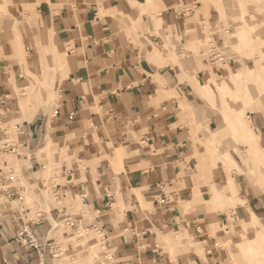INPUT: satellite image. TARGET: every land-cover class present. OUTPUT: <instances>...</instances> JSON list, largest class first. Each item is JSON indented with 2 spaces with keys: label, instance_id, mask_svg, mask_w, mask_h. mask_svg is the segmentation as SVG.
Masks as SVG:
<instances>
[{
  "label": "crops",
  "instance_id": "1",
  "mask_svg": "<svg viewBox=\"0 0 264 264\" xmlns=\"http://www.w3.org/2000/svg\"><path fill=\"white\" fill-rule=\"evenodd\" d=\"M181 1L99 0L71 5L68 0H14L7 10L0 5V15L15 18H2L7 23L4 34L13 35L9 32L15 29L18 35L12 40L14 54L2 50L0 99L6 102L14 94L8 85L11 72L17 86L18 76L20 80L22 75L29 78V84L19 90L31 85L35 88L44 77L55 81L59 89L54 115L26 126L22 147L44 140L42 150H60L58 167L66 165V161L60 162L65 149L73 159V169L65 170L57 185L63 205L52 207L49 215L32 224L30 232L24 230L38 238L42 245L39 252L20 243L26 225L23 213L16 214L18 225L0 219V264H39L40 258L50 261L54 251L47 245L59 240L53 223H61L57 219L69 214L65 201L76 205L80 196L87 221H95L107 232L110 245L106 248L114 264H176L160 243L167 236L185 232L205 238L210 248L208 264H232L224 249L217 247L218 237L210 236L215 223L204 215L196 218L185 213L186 204L194 205L198 191L185 169L189 138L179 109L180 104L184 107L191 101L193 77L186 76L179 64H171L168 55H161L163 34H156L160 26L173 35L181 31L186 15L177 14L173 8ZM24 11L28 14L26 26L37 29L26 34L29 37L21 25ZM129 18L141 21V29L131 36ZM25 40L37 44L32 56L37 72L32 71L25 55ZM44 49L54 56L55 65L42 58ZM10 57L20 58L22 66ZM25 64L34 75L25 71ZM195 65L197 69L198 63ZM55 67L61 68L58 76L52 74ZM214 68L218 71L217 66ZM224 69L230 72L229 66ZM197 76L203 79L206 73L199 70ZM40 153L31 152L25 160L26 169L42 165L37 160ZM9 164L18 166L23 175L24 167L17 161L3 162L4 166ZM47 169L38 171L32 182L24 180L33 194L35 187L47 193ZM226 186L224 195L227 188L231 189L230 182ZM218 194L216 191L214 196ZM214 196L211 201L217 202ZM237 200L248 209L247 219L252 214L258 220L264 216V198L262 202L249 192ZM177 257L178 264H205L187 245L180 248ZM166 259L169 261L164 263Z\"/></svg>",
  "mask_w": 264,
  "mask_h": 264
},
{
  "label": "rangeland",
  "instance_id": "2",
  "mask_svg": "<svg viewBox=\"0 0 264 264\" xmlns=\"http://www.w3.org/2000/svg\"><path fill=\"white\" fill-rule=\"evenodd\" d=\"M3 1L0 5L4 10L15 3L14 0ZM68 1L74 5L77 1L89 4L99 0ZM173 8L177 14L186 15L181 31L173 35L171 31L164 30L165 26H160L156 34H163L161 55H168L171 64H179L186 76L193 77L191 101L184 107L180 104L179 109L182 126L189 138V152L184 154L185 169L192 186L198 191L194 205L186 204L185 213L196 218L204 215L215 223L210 236L218 237L217 247L224 249L232 264H264V216L258 215L259 226L251 230L252 222L245 224L243 220L248 218L246 207L237 200L249 192L259 196L262 202L264 198V0H182ZM3 17L15 21L10 15H0V58L4 56L3 49L15 53L12 40L18 37L15 29L9 32L13 33L12 37L4 34L7 23ZM20 18L26 37L33 31L36 33L35 27L28 28L25 24V19H28L26 11ZM140 22L129 18L130 36L141 29ZM22 45L30 68L37 72L32 60L36 42L25 40ZM43 55L47 63L55 65L50 51L44 49ZM221 58L224 62L218 63L220 68L217 71L214 67ZM10 59L22 66L20 58ZM226 66L230 67L229 73L224 71ZM59 69L55 67L52 74L58 76ZM199 70L205 71V78L197 76ZM9 75L12 81H8V85L14 94L6 102L0 99V219L5 222L9 219L18 225L16 214L20 211L26 223L25 229L20 230L30 232L32 224L49 215L52 207L63 205L61 201L64 199L58 197L62 192L57 191V185L61 183L63 172L73 169V159L69 149H65L60 162L66 161V165L58 167L60 150H42L44 140L31 143L28 148L22 147L25 127L40 118H52L54 115L59 89L55 81L44 77L43 83H37L35 88L31 85L29 89L19 90V87L29 84V78L21 72L23 78L20 80L17 74V86L15 74L11 72ZM24 100L28 103L23 106ZM32 151L41 152V158L37 160L42 165L28 170L25 160H29ZM183 159H179L177 164ZM4 161H17L24 167L23 175L18 166H4ZM47 167V193L35 187L33 194L25 182L35 180L37 172L42 173ZM228 181L231 189L235 190L227 188L228 194L224 195ZM216 191L219 194L214 196ZM27 192L32 196L30 202L26 201ZM213 196L217 202L211 201ZM67 202L64 206L69 214H61L62 217L57 219L61 223L54 225L53 233L59 240L52 254L53 261L49 263L114 264L112 254L106 248L110 245L107 232L95 221H87L83 214L86 210L82 207V196L77 198V206ZM120 206L122 208L123 204ZM142 207L147 208L145 205ZM173 235L160 243L172 262L178 264L180 248L187 245L208 264L206 254L210 248L205 238H195L186 232ZM168 261L166 259L164 263Z\"/></svg>",
  "mask_w": 264,
  "mask_h": 264
},
{
  "label": "built area",
  "instance_id": "3",
  "mask_svg": "<svg viewBox=\"0 0 264 264\" xmlns=\"http://www.w3.org/2000/svg\"><path fill=\"white\" fill-rule=\"evenodd\" d=\"M220 58V57H219ZM216 58H213V61H215ZM223 63V59H219L218 62H216L217 64H215V66H217L218 68H220V66L218 65V63ZM58 191V189H57ZM58 197L60 198L61 197V194L58 195ZM19 240H20V243L23 247H30V248H33L34 250L36 251H40V249L42 248V245H39L38 244V238L34 235V234H31V233H27V232H23L20 237H19ZM50 250H55L56 248V244H48L47 245ZM114 259V257L112 258V260ZM50 261H53V259H51ZM39 264H50L49 261L47 260H43L42 258H40V262Z\"/></svg>",
  "mask_w": 264,
  "mask_h": 264
},
{
  "label": "bare ground",
  "instance_id": "4",
  "mask_svg": "<svg viewBox=\"0 0 264 264\" xmlns=\"http://www.w3.org/2000/svg\"><path fill=\"white\" fill-rule=\"evenodd\" d=\"M26 55V54H25ZM44 56V55H43ZM45 57V56H44ZM46 61V60H45ZM25 71L28 73V74H30V75H34V74H31V73H29V69H28V67H27V64H25ZM34 77H36V76H34ZM196 80V79H195ZM199 82V81H198ZM24 97V96H23ZM28 102H26L25 100H24V103H22L23 104V106L24 105H26ZM25 197H26V201H28V202H30L31 200H32V196H31V194H30V192H27L26 193V195H25ZM248 207V206H247ZM248 210V209H247ZM250 212V211H249ZM257 217H255L253 214H252V216L249 218V219H246V220H244V223L245 224H247V221H251L252 222V227H251V230H253L255 227H256V225H258L259 226V223H258V221H257V219H256ZM54 225L56 224V223H53ZM101 237V236H100ZM102 238V237H101Z\"/></svg>",
  "mask_w": 264,
  "mask_h": 264
}]
</instances>
